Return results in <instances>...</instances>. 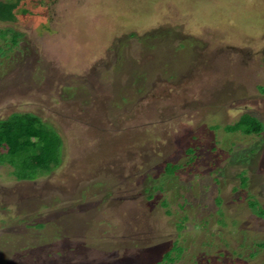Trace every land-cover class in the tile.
<instances>
[{"label": "rangeland", "instance_id": "1", "mask_svg": "<svg viewBox=\"0 0 264 264\" xmlns=\"http://www.w3.org/2000/svg\"><path fill=\"white\" fill-rule=\"evenodd\" d=\"M13 13L0 119L35 114L61 143L32 179L0 159V264H153L173 245L161 264H264V218L247 205L264 209V0H18Z\"/></svg>", "mask_w": 264, "mask_h": 264}, {"label": "trees", "instance_id": "2", "mask_svg": "<svg viewBox=\"0 0 264 264\" xmlns=\"http://www.w3.org/2000/svg\"><path fill=\"white\" fill-rule=\"evenodd\" d=\"M17 2L18 0H0V22L13 20V9ZM21 12L25 10L21 9ZM18 36V32L10 31V47L16 43ZM224 128L235 129L239 126L233 124ZM60 143L57 132L35 114L16 112L0 119V147L4 148V153H0V159L9 164V173L16 180L32 179L38 173L45 174L56 167L60 162ZM28 156H31L33 161ZM174 166L167 164L166 170L170 172ZM247 205L252 214L264 218V209L254 199L248 200ZM180 250L179 246L173 245L153 264L172 260L170 253L173 251V255L177 256Z\"/></svg>", "mask_w": 264, "mask_h": 264}]
</instances>
